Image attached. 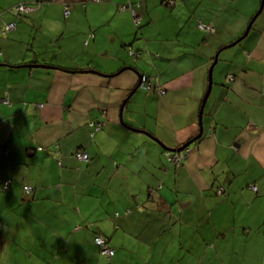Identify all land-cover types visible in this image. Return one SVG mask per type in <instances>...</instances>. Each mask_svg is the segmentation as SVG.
<instances>
[{
    "label": "crops",
    "instance_id": "crops-1",
    "mask_svg": "<svg viewBox=\"0 0 264 264\" xmlns=\"http://www.w3.org/2000/svg\"><path fill=\"white\" fill-rule=\"evenodd\" d=\"M259 6L0 0V264H264Z\"/></svg>",
    "mask_w": 264,
    "mask_h": 264
},
{
    "label": "built area",
    "instance_id": "built-area-1",
    "mask_svg": "<svg viewBox=\"0 0 264 264\" xmlns=\"http://www.w3.org/2000/svg\"><path fill=\"white\" fill-rule=\"evenodd\" d=\"M94 1H97V0H94ZM30 10H31V8H29L28 6H26L24 4L16 5L13 9V11L16 12L18 15L27 14ZM132 13H133V11H132ZM64 15L65 16L68 15L67 7L64 8ZM135 22L138 24V20L136 17H135ZM15 28H16V23H14V22L4 24L1 28V35H5L6 33L13 31ZM130 55H133L135 57L137 56L136 54H133L131 51H130ZM140 87L143 90H149L152 86H151V83L149 82L148 78L141 77ZM159 93H162V92L158 91V94ZM96 128L98 129L99 126L97 125ZM186 153L187 152L185 151L182 153L173 154L172 156H169L167 154V158L169 161H172V162L178 164L185 157ZM74 157L81 162H87L88 161L87 153L82 152V151H77L75 153ZM7 186H8V183H7V185H5V189L7 188ZM250 188H251V190L256 191L255 186H250ZM95 243L101 247V254L103 256H105L106 258H109L113 254V250L110 247L105 245L104 240H102L101 237H98L95 240Z\"/></svg>",
    "mask_w": 264,
    "mask_h": 264
},
{
    "label": "water",
    "instance_id": "water-1",
    "mask_svg": "<svg viewBox=\"0 0 264 264\" xmlns=\"http://www.w3.org/2000/svg\"><path fill=\"white\" fill-rule=\"evenodd\" d=\"M263 2H264V0H260V6H259L257 12L253 15V17H252L251 20L249 21V23H248V25H247V27H246V29H245L243 35H242L238 40H236V41L233 42L231 45H229V47H233V46H235L238 42H240L243 38L246 37L248 31H249L250 28H251V25H252L253 21L256 19V17H257V16L260 14V12H261ZM229 47H228V48H229ZM216 58H217V57L214 58L212 64L210 65V67H209V69H208V84H207V89H206V92H205V94H204V96H203V99H202V101H201V105H200V109H199V113H198V125H199V132H198V134H197L196 136H194L192 139H190L189 141H187L184 145H182L181 147L176 148V149H169V148H166V147H164V146H162V145L160 144L161 147L164 148L165 150H168L169 152H176V151L179 152V151H182L184 148H187L191 143L195 142L196 140H198V139L201 137V134H202V128H201V119H202L201 117H202V111H203L204 104H205V102H206V100H207V97H208V95H209V93H210V91H211V87H212V69H213V66H214L215 63H216ZM32 67H42V68H44V67H46V66H32ZM128 98H129V97L127 96V97L123 100V102H122V104H121V106H120V108H119V115H120V116L122 115L123 106H125L124 104L128 101ZM153 140H154L155 142H158V141H156V139H154V138H153Z\"/></svg>",
    "mask_w": 264,
    "mask_h": 264
},
{
    "label": "trees",
    "instance_id": "trees-1",
    "mask_svg": "<svg viewBox=\"0 0 264 264\" xmlns=\"http://www.w3.org/2000/svg\"><path fill=\"white\" fill-rule=\"evenodd\" d=\"M27 6V5H26ZM137 58H138V56H136ZM133 58H135V56H133ZM151 86L152 87H154L152 84H151ZM150 88L149 90H143V89H141V87L140 86H138V88L140 89V90H142V91H144L145 93L146 92H150V91H152V89L153 88ZM154 90V89H153ZM95 126V125H94ZM166 160L169 162V163H171L172 164V161H169L168 160V158H166ZM7 183H8V186H7V188L5 189V185H7ZM250 186H255V185H250ZM256 187V186H255ZM8 188H9V181L8 180H5V181H3V183H2V186H1V191L2 192H6L7 190H8ZM250 188V187H249ZM250 190H251V188H250ZM23 191H24V193H26V194H29L31 191H32V189H31V187H29V186H26V185H24V187H23ZM253 191V190H252ZM256 191H257V188H256ZM256 191H253L254 193H256ZM117 216V215H116ZM98 237H101V239L102 240H104V243H105V245L106 246H108V242H107V240L104 238V237H102L101 235H95L94 237H93V244H94V246L96 247V249H97V252H99L100 254H101V247L100 246H98L96 243H95V240L98 238ZM2 244H3V242H2V236H1V234H0V251H1V248H2ZM111 248V247H110ZM112 250H113V254L109 257V258H106L107 260H111L112 259V257L114 256V249L113 248H111Z\"/></svg>",
    "mask_w": 264,
    "mask_h": 264
},
{
    "label": "clouds",
    "instance_id": "clouds-1",
    "mask_svg": "<svg viewBox=\"0 0 264 264\" xmlns=\"http://www.w3.org/2000/svg\"><path fill=\"white\" fill-rule=\"evenodd\" d=\"M185 151H186V152L188 151V147H187V148H184L182 151H179V152L176 151V152L168 153V155H169V156H172L173 154H178V153H182V152H185ZM85 153H86V152H85ZM87 155H88V154H87ZM186 155H187V153H186ZM186 155H185V157H186ZM185 157H184V158H185ZM184 158H183V159H184ZM183 159H182V160H183ZM88 160H89V158H88ZM180 162H181V161H180ZM180 162H179V163H180ZM172 163H174V162H172ZM179 163H178V164H179ZM174 164H176V163H174ZM108 247H109V246H108Z\"/></svg>",
    "mask_w": 264,
    "mask_h": 264
}]
</instances>
